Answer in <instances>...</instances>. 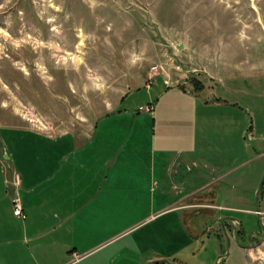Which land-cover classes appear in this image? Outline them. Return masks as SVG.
Segmentation results:
<instances>
[{
  "label": "rangeland",
  "instance_id": "obj_1",
  "mask_svg": "<svg viewBox=\"0 0 264 264\" xmlns=\"http://www.w3.org/2000/svg\"><path fill=\"white\" fill-rule=\"evenodd\" d=\"M165 80L210 84L246 120L264 116V0H0V194L8 186L21 198L23 177L53 196L56 180L42 179L61 170L79 190L72 183L48 203L66 215L71 195V213L85 207L48 233L39 264H264V237L240 246L264 226L249 211L256 197L264 204V159L250 154L238 171L258 184L242 190L248 210L190 223L169 208L168 158L150 146L153 107L140 110ZM223 227L240 237L228 242Z\"/></svg>",
  "mask_w": 264,
  "mask_h": 264
},
{
  "label": "crops",
  "instance_id": "obj_2",
  "mask_svg": "<svg viewBox=\"0 0 264 264\" xmlns=\"http://www.w3.org/2000/svg\"><path fill=\"white\" fill-rule=\"evenodd\" d=\"M165 84V89L159 92L156 100L149 103L153 107L150 114L154 121L150 146L158 157L168 158L169 183L174 194L169 208L188 211L184 217L189 215V218L184 220L190 223L197 216L210 213L215 216V210H248L240 206L245 202L242 190H256L258 184L250 179L244 181L238 171L249 162L250 154H253L254 160L264 159V116L251 114L246 120L241 110L225 106L219 95H214L217 98L212 96L210 84L201 91L168 84L166 80ZM239 142L242 144L239 149L244 153L242 160V155L236 152ZM42 180L48 183L56 180L54 185L58 189L57 194L50 196L45 190L36 195L35 187H25L29 184H25L27 178L22 177L21 198L25 218H18L10 211V187L6 186L1 192L0 200L6 195L10 203L0 205V264H39L34 258L46 252L48 233L61 229L63 218L75 219V214L77 216L85 209L82 205V208L80 206L71 213L79 196L70 195L66 199L72 207L66 215L56 204L48 203L55 199L61 202L63 192L72 183L73 190H79L75 173L72 175L60 170ZM103 181L107 185L108 178ZM214 183L217 189H210ZM101 191L100 187L97 194ZM103 205L107 206L105 202ZM263 206L257 204L256 197V208ZM222 219L237 222L229 215Z\"/></svg>",
  "mask_w": 264,
  "mask_h": 264
},
{
  "label": "flooded vegetation",
  "instance_id": "obj_3",
  "mask_svg": "<svg viewBox=\"0 0 264 264\" xmlns=\"http://www.w3.org/2000/svg\"><path fill=\"white\" fill-rule=\"evenodd\" d=\"M224 228V232H226V234L230 231L227 229V227H223ZM236 232L233 233V235H229V237H234L235 239H237L238 237H240V231L237 230V228H235ZM243 237H245V241L244 242H241V247H254L255 244H256V239H260V238H263L264 237V226H262L260 229H255V230H251L249 233L243 235ZM228 240V239H227ZM230 241V240H229ZM228 241V242H229ZM221 255H225L226 256V252L225 253H222ZM219 255V256H221ZM218 256V257H219ZM217 264V262L215 263Z\"/></svg>",
  "mask_w": 264,
  "mask_h": 264
},
{
  "label": "built area",
  "instance_id": "obj_4",
  "mask_svg": "<svg viewBox=\"0 0 264 264\" xmlns=\"http://www.w3.org/2000/svg\"><path fill=\"white\" fill-rule=\"evenodd\" d=\"M150 107H151V105L141 106L140 110L148 111ZM9 182L12 185V182L11 181H9ZM15 183H16V181L13 182V185H15ZM11 187H13V186H11ZM16 189L18 190L17 187H16ZM11 199H12V203H13V214L15 216H18V217H25L24 212H23V208H22V205H21V198H20V196L18 194V191L15 194V196H13ZM253 213L257 214L259 217L264 216V206H263V208L257 207L255 210H253Z\"/></svg>",
  "mask_w": 264,
  "mask_h": 264
},
{
  "label": "water",
  "instance_id": "obj_5",
  "mask_svg": "<svg viewBox=\"0 0 264 264\" xmlns=\"http://www.w3.org/2000/svg\"><path fill=\"white\" fill-rule=\"evenodd\" d=\"M263 180H264V175H263V179L261 181V184H262ZM225 234H226V232H225ZM226 236L228 237V241H229V236L227 234H226ZM153 262H166V260L165 259H157V260H154Z\"/></svg>",
  "mask_w": 264,
  "mask_h": 264
},
{
  "label": "trees",
  "instance_id": "obj_6",
  "mask_svg": "<svg viewBox=\"0 0 264 264\" xmlns=\"http://www.w3.org/2000/svg\"><path fill=\"white\" fill-rule=\"evenodd\" d=\"M192 79L194 80V78H192ZM194 82H195V84L198 86V88H199V87H202V85H201L198 81H194ZM180 86H181V85H180ZM197 86H196V87H197ZM182 88H184V86H182ZM184 89H185V88H184Z\"/></svg>",
  "mask_w": 264,
  "mask_h": 264
}]
</instances>
